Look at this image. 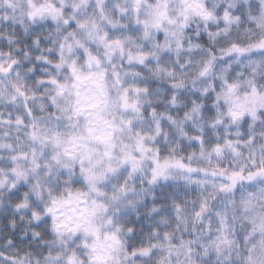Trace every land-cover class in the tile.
Listing matches in <instances>:
<instances>
[{
	"label": "clouds",
	"instance_id": "9594fccd",
	"mask_svg": "<svg viewBox=\"0 0 264 264\" xmlns=\"http://www.w3.org/2000/svg\"><path fill=\"white\" fill-rule=\"evenodd\" d=\"M0 264H264V0H0Z\"/></svg>",
	"mask_w": 264,
	"mask_h": 264
}]
</instances>
